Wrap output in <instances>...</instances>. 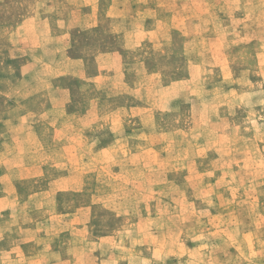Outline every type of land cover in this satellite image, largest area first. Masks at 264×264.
<instances>
[{
  "label": "rangeland",
  "instance_id": "1",
  "mask_svg": "<svg viewBox=\"0 0 264 264\" xmlns=\"http://www.w3.org/2000/svg\"><path fill=\"white\" fill-rule=\"evenodd\" d=\"M0 264H264V0H0Z\"/></svg>",
  "mask_w": 264,
  "mask_h": 264
}]
</instances>
